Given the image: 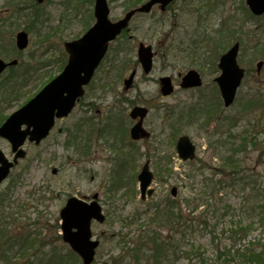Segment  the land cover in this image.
<instances>
[{
    "label": "rangeland",
    "instance_id": "374dc122",
    "mask_svg": "<svg viewBox=\"0 0 264 264\" xmlns=\"http://www.w3.org/2000/svg\"><path fill=\"white\" fill-rule=\"evenodd\" d=\"M5 1L0 0V18L8 17V13L4 9ZM239 1L223 0L217 1L216 4L228 9L236 19H243L245 14ZM92 2L91 0H47L44 5L46 15L39 13L42 21L35 25H29V28L26 19L10 20L12 25L5 28L10 29L7 33L8 36L10 34L14 36L20 28L29 32V46L23 51L22 56L29 63H34L37 72L31 76L28 85L22 88L21 94L24 92V95L17 101H13L7 108V114L23 104L43 83L58 73L61 66L50 65L51 63L48 61L64 50L63 42L65 40L80 36L86 26L91 24L92 20L87 16L91 15L92 17ZM108 3L112 20L120 18L128 10V5L124 0H108ZM202 4H205V0H202ZM174 5L175 11L166 12L163 16L158 13L157 9L153 13L134 15L129 24L125 44L123 47H119L118 40L112 44L103 64L95 72L91 82L92 86L87 90L82 100L77 103L71 114L63 120H59L51 134L40 144L25 143L27 156L19 162L12 173L24 171L23 183L17 184L13 194L15 197H19L21 202L27 203L28 207L25 208L22 205L20 208L13 210L12 207L8 210L15 211V214L11 212L10 220L15 219L16 224H22L24 221L30 222L29 231H25L36 237L33 248L44 252L45 260L51 257L53 252L55 255H65L71 262L69 258L73 259L74 256L68 254L67 245L63 244L55 234L58 211L64 204L67 195H90L94 190L99 189V186L104 185L109 167L104 155L114 158V149L107 146V150L103 149L97 156L99 159L96 160L93 170L87 174V171H84V166L88 168V164L82 158L72 156L62 147L60 131L57 128L62 126L68 128L78 118L89 114L82 109L88 101L95 102L92 111L97 110L99 113L104 112L106 106L114 105L124 119L122 123L124 129L129 126L127 115L132 103L146 104L150 108L145 119V126L150 130L151 138L147 141H137L131 146L126 143L125 150L122 152L127 153L130 150L135 155V159H132V166L128 169V171L130 170L129 174L138 172L142 163L149 158L150 169L154 175L144 199L140 198L138 189L134 196H124L123 192H118L115 196L109 192L101 194V203L106 219L101 224L92 223V232L100 239L92 264H111V258L121 254L124 250L121 249L122 246L130 244V239L137 238L138 233L143 230L157 228L162 229V234L168 232L166 226L162 225V220L155 215V209L152 207L154 204H162L167 198H170L169 190L172 185L177 186L176 200L182 207L185 219L180 221V227L173 232L175 241L170 247L172 251L166 254V264H227V257L231 258L227 261L229 264H238L232 256L235 248L243 249L251 245L250 242H254L253 247L259 244L264 251V228L260 227L255 216L252 218L253 227L246 235L233 237L231 227L234 224L232 220L241 218L243 223H247L246 220L250 214L247 208H243L244 193L241 190L227 188L220 192L217 190L213 192L211 186L207 184L211 179L217 178V176L211 177L210 172H218L219 160L211 158L212 151L206 146V137L198 130L197 125L187 127L182 125V119L178 118L180 114L177 110L173 114H168L165 111L168 104L182 107L196 99L203 100L212 97L220 100L216 88L212 84L213 77L217 72L209 71L206 63L195 56V52L198 50L208 52L207 43H199L196 46L194 42L197 32H199L198 41H207L211 37L209 32L210 29L215 28L214 24L218 21V14L203 16L202 19L198 18L197 22V16L191 10H188L187 13L180 12V0L176 1ZM159 19L162 20L158 21ZM258 21L260 22L259 28L263 29V32L258 34L255 40V44L259 46V53L254 55L256 58L252 62L249 61V54L253 51L254 44V40L249 38V47L245 49L241 60V64L248 69V75L244 77L238 89L235 102L229 108H225V114H228L227 116L235 112L239 115L242 114L244 102L247 99L248 102L253 99L255 101L253 107L255 106L256 109H252L254 117L251 116L252 120L248 123L256 121L257 131L260 133L259 140L264 141V121L258 119L261 111L264 110V66L258 76L255 75L254 70L255 62L258 59L264 60V18ZM14 22L20 23V25H15ZM251 22V26L254 27L256 20L253 19ZM138 41L151 43L156 50L153 69L149 74H144L138 65L133 84L130 89L125 91L123 78L137 62ZM190 43L195 47L194 51L189 49ZM30 52H32L31 56ZM189 55L193 57L192 60H195L193 64L187 61L191 60ZM46 59L47 61H45ZM188 68H195L201 73L204 82L202 88L182 90L178 87L180 80L178 73L184 72ZM162 75L172 76L176 84L174 93L168 97H162L158 91V78ZM3 88H0V107L8 104L7 99L3 102L2 99L4 95L10 94L8 89ZM255 89L262 91V98L252 97L255 94ZM173 123L176 124L177 132L170 137L168 134H171L170 125ZM248 129L250 128L248 127ZM184 133L188 134L197 146L196 157L191 162L182 161L175 149L177 137ZM106 140L108 143L109 139ZM262 145L264 143L258 148ZM0 148L7 156L11 157L10 144L7 140L0 138ZM200 160L209 166L204 169L203 173L197 169V166L201 165ZM246 162L254 165L253 178L260 176L259 179L264 181V155L257 153V150L249 152ZM53 167L56 168L55 172H52ZM251 174L246 169L244 175L250 176ZM91 175L92 178H90ZM6 183L7 180L0 185V190ZM35 186L40 188L38 199L32 197L31 194L30 188ZM130 186L132 188V183ZM135 188H138L137 183H135ZM260 189L264 190V184ZM48 197L49 199H47ZM228 206L229 209H227ZM33 220L36 221L35 226L32 223ZM10 230L14 231L15 228L11 226ZM168 235L172 234L168 232ZM19 263H23V260H20ZM73 264L80 263L76 261Z\"/></svg>",
    "mask_w": 264,
    "mask_h": 264
},
{
    "label": "water",
    "instance_id": "95a60500",
    "mask_svg": "<svg viewBox=\"0 0 264 264\" xmlns=\"http://www.w3.org/2000/svg\"><path fill=\"white\" fill-rule=\"evenodd\" d=\"M155 2H160L163 7L168 0H149L140 7L128 11L123 18L111 22L108 19L109 10L106 0H95V23L82 37L64 44L68 58L63 70L32 99L13 112L0 126V136L11 142L13 151H16L18 146L24 142L26 135H29L30 140L38 142L48 133L55 116L61 117L68 114L77 97L82 95L83 86L90 81L95 68L106 52L108 41L114 39L127 26L135 11H148ZM247 3L253 13L261 14L264 12V0H247ZM17 43L19 47L26 45V33L19 32L17 34ZM237 49L238 44L236 43L220 57L219 67L222 72L215 78L225 105H229L233 101L244 73L243 69L236 63ZM152 56L151 47L140 43L138 59L145 72H148L152 67ZM4 66L5 64L0 60V70ZM260 66L261 62L258 63V67ZM134 74L135 70L125 79L126 87L130 85ZM160 81L162 94H170L173 91L171 78L164 76ZM200 84L201 78L195 70L187 71L180 82V86L183 88ZM146 111L143 107L135 106L130 112L132 117L138 115L140 117V120L131 128L130 133L133 138L148 135V132L142 127V118ZM23 124L26 125L25 129H21ZM177 151L182 159L194 157V145L187 136H181L178 139ZM24 154L22 149L17 150L14 161ZM11 166L12 162L8 161L0 150V182L6 177ZM138 179L142 197H144L145 190L152 179V173L148 169V161L144 163ZM172 193L175 194V188H172ZM60 216L63 241L81 257L84 264H90L94 258L95 248L99 243L98 240L91 238L90 224L92 219L99 222L104 220L100 206L95 200L86 203L75 197H70L60 210Z\"/></svg>",
    "mask_w": 264,
    "mask_h": 264
},
{
    "label": "trees",
    "instance_id": "16d2710c",
    "mask_svg": "<svg viewBox=\"0 0 264 264\" xmlns=\"http://www.w3.org/2000/svg\"><path fill=\"white\" fill-rule=\"evenodd\" d=\"M140 0H126L127 4L134 5L136 2ZM227 30V29H226ZM233 31L228 30V34L225 35V39H232L233 37ZM235 37V36H234ZM235 39H237L235 37ZM218 48L223 47V42L221 38H219V41L217 42ZM215 51V50H214ZM66 54L63 50L60 51V54L57 56V58L54 60V62L62 66L65 62ZM12 78H18V80H21L20 82V88L23 85H27V82L29 81V76L26 75V72L23 73H12L10 75ZM212 108L210 106H202L199 110L200 114L205 115V121L203 123L209 125L211 122H214L216 125V128L213 130V134H218V148L216 147V140H213L210 142V144L213 146V148L216 149V155L220 158L221 162L219 166L221 167L220 172L224 174L226 171H228V174H231L235 172L236 169H239V167L243 164L242 158L245 157L248 150V144H251V147L256 144V136L253 134L246 136L245 134H233V132H230V135L222 138V124L219 120L218 114L221 111H214L217 107L215 104H211ZM184 116L186 118H190L189 121H193L198 118V105L191 104L184 112ZM215 115V116H213ZM213 116V117H211ZM5 118L4 113L0 110V123ZM240 127V126H238ZM229 129H232V127H229ZM237 126L234 125V130H237ZM241 132H246V130H242ZM224 147V148H223ZM222 150L224 152H222ZM117 183L120 180H115ZM6 192H11L10 188L7 186L5 188ZM6 200H11V195L6 194V196H3L0 199V204L2 206L0 207V219H4L7 215H5L4 208L7 206L3 204ZM249 212L253 213L255 212V209L260 214H263V217L260 219V224L264 225V199L261 201V203L252 202V199L247 201ZM17 206H20L17 205ZM174 205L166 204V206L163 209L162 221H169L174 222V224H178L180 220L183 219V213L181 210L176 208V211H174ZM159 211V210H158ZM185 219V218H184ZM5 220V219H4ZM174 220V221H173ZM3 222V221H2ZM1 222V223H2ZM33 225L35 226L36 223L33 221ZM242 221L238 220L235 222V228L236 232L238 233L239 230H244L245 232L249 231L254 224L253 220H249L248 223L245 226H240ZM12 224V222H3L2 227L0 228V264H20V260H23V263L21 264H73L74 262L78 261V257L68 250V254L71 256L74 255L73 259L69 258L71 262L68 261V258L63 254H57L55 255L53 252L51 253V257L46 258L44 252L41 250H35L34 247V241L36 237L31 236V234L27 231H29L30 222L24 221L22 224H15V232H11L9 230V227ZM172 225V224H171ZM175 226V225H174ZM192 226V225H191ZM59 225L56 223L55 228L58 230ZM263 227V226H262ZM27 230V231H25ZM56 237L60 239V235L55 231ZM236 237V236H233ZM132 241L131 245H124L121 249H124L122 254H118L117 256L112 257V263L111 264H142L140 261V252L142 255H145V262L146 264H162L166 247L168 246V243L171 242V239L167 237V235L163 236L160 234V232L157 229L153 230H145L143 232H140L137 239H130ZM247 247H244L242 250L239 248H235L233 252V259L238 264H264V251L263 249L257 244L253 247L252 244L254 242H250ZM133 245V246H132ZM132 246V247H128ZM232 248H234L232 246ZM259 248V249H258ZM126 250V251H125ZM230 252V250H229ZM230 254V253H229ZM228 259H231L230 257H227L226 263L229 264L227 261Z\"/></svg>",
    "mask_w": 264,
    "mask_h": 264
},
{
    "label": "flooded vegetation",
    "instance_id": "af4514ba",
    "mask_svg": "<svg viewBox=\"0 0 264 264\" xmlns=\"http://www.w3.org/2000/svg\"><path fill=\"white\" fill-rule=\"evenodd\" d=\"M87 145L88 146L86 147V150L84 151L83 157L85 158L84 162L88 164V168L86 167V169L88 172H90L91 170H93L94 165H96V160L99 159L97 156H99V154L102 152V146L98 142H95L93 146V150L90 151L89 150V146H90L89 139L87 141ZM90 178H92V175L90 176Z\"/></svg>",
    "mask_w": 264,
    "mask_h": 264
}]
</instances>
